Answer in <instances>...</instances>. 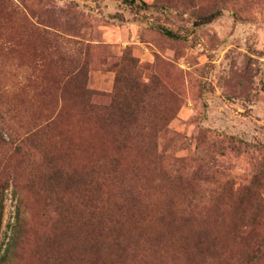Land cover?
Returning a JSON list of instances; mask_svg holds the SVG:
<instances>
[{
  "label": "rangeland",
  "instance_id": "rangeland-1",
  "mask_svg": "<svg viewBox=\"0 0 264 264\" xmlns=\"http://www.w3.org/2000/svg\"><path fill=\"white\" fill-rule=\"evenodd\" d=\"M187 218L264 264V0H0V264H200Z\"/></svg>",
  "mask_w": 264,
  "mask_h": 264
},
{
  "label": "trees",
  "instance_id": "trees-1",
  "mask_svg": "<svg viewBox=\"0 0 264 264\" xmlns=\"http://www.w3.org/2000/svg\"><path fill=\"white\" fill-rule=\"evenodd\" d=\"M124 1L130 4H134L136 2V0H124ZM145 5L149 7L152 6L154 8H157V5H151V6L147 4ZM161 31L170 38L173 39L179 38V35L173 33L172 31H168L167 29H161ZM184 220L185 223H187L186 219ZM187 220H189L190 224L192 223L191 219L187 218ZM205 221L206 220H204L201 223H204ZM198 223H196V225L195 223H192L188 227L189 228L188 230L182 231V233L185 232V236H184L185 239H191L192 237H195L194 240L195 243H193L192 246L193 249L190 250V248L186 247L185 249H183V252L185 254L190 253L191 258H193L194 260L198 259L201 262L200 264H226L225 262H223V258L224 255H228V253L226 251H222L221 249L220 250L217 249L216 241L213 242L209 241L212 234L210 230L204 229L205 227ZM192 225L194 227H192ZM211 260H213V263H211Z\"/></svg>",
  "mask_w": 264,
  "mask_h": 264
}]
</instances>
